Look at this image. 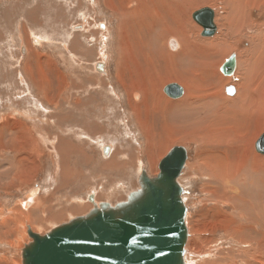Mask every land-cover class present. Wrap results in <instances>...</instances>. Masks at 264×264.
Returning a JSON list of instances; mask_svg holds the SVG:
<instances>
[{
    "label": "rangeland",
    "instance_id": "374dc122",
    "mask_svg": "<svg viewBox=\"0 0 264 264\" xmlns=\"http://www.w3.org/2000/svg\"><path fill=\"white\" fill-rule=\"evenodd\" d=\"M143 1L145 6L140 4V0H0V124L6 116H18L17 108L24 105L40 110L37 111L38 116L46 124L47 118L44 117L53 115L47 112L52 109L45 108L47 96L54 94L55 101L60 102L59 112L67 109L73 115L70 123L65 124L61 136L79 141L88 151H93V165L87 171L91 169L93 173V188L96 187L91 194L98 196L97 205L99 201L116 204L127 200L129 194L140 187L139 178L143 173L156 176L160 162L174 147H186L189 158L179 180L185 189L184 200L188 208L190 236L186 246V263L264 264V204L256 215L254 211L257 209L254 205L250 206L256 202L254 196L245 192L243 186L248 182L253 185L254 179L240 178L234 189L225 192L215 191L212 187L218 184L214 181L210 184L212 187L205 190L204 183L211 181V176H201L198 171L202 166L200 160L210 156L213 164H220V170L224 167L227 171L230 169L232 175L237 174L245 164L243 161L236 162L240 155L243 156L240 151L243 144L239 142L244 135L240 137L239 133L246 130L240 127L245 124L252 137L261 128L258 140L252 139L253 144L246 147L251 151L245 150L252 158L256 156L254 163L258 162L257 165L251 163L249 169L261 166L264 170V160L258 161V156L264 159V155L254 145L264 134V0H205L201 5H197L199 0H184L183 8L187 11L180 14L184 9L175 8L178 13L173 14L182 17L184 23H178L185 26L187 36L178 32L182 29L172 21L168 4L164 5L162 0ZM136 5L141 6L138 11ZM206 7L215 12L217 32L212 37H205L203 27L193 18L196 11ZM161 23L170 27L173 34L180 33L166 37L168 42L171 39L169 46L173 52L165 43V33L155 28ZM162 39L163 52L161 55L155 53L150 63L147 55L151 51H158V43ZM164 49L174 55L188 51L186 60L187 64L190 62L189 69L180 62H166ZM234 55L237 69L233 75L226 76L221 72V67ZM104 56H108L105 75L104 69L99 72L95 70V64L104 62ZM216 60L219 63L217 68L220 67V71L217 68L216 71L223 78H230V82L219 86L223 100L239 96L237 71L242 64L245 65V81L251 83V106L242 111L244 116L230 113L231 126L214 124L226 112L214 113V126L211 129L216 132V140L213 135L209 136L210 139L204 137L209 142L214 140L215 146L206 149V145L202 147L203 142L200 144L190 136L166 146L160 140L164 129L156 116L162 113L167 115V100L176 102L179 98L169 97L164 89L170 84H180L184 88L174 78L179 73L184 75L185 71L192 72L199 86L203 85L206 89L214 84L215 73L211 66ZM169 69L172 79L166 78L164 83L158 84L159 92L156 93L158 88L152 85L149 76L161 74L165 77ZM203 70L209 71L205 73ZM229 87L235 89L234 95L228 94ZM156 107L159 108L154 111ZM13 109L18 111L14 114ZM147 109H150L149 113ZM22 112L25 114L24 110ZM179 118L176 120H181ZM165 121L168 122L167 119ZM182 122L185 123V119L181 123L177 121L179 126ZM81 125L84 136L76 133ZM235 125L234 129L232 126ZM165 126L168 127L166 130H171L168 125ZM221 130L220 135L217 132ZM219 137L224 142L237 143L219 146ZM55 143L51 140L44 143L38 141L39 150L32 147L11 149V144L0 136V264H23L22 250L32 241L28 227L44 235L73 217L86 215L88 208H91V202H87L74 209L77 212H70L71 209L68 213H55L58 209L53 207L56 206L55 202L35 200V197L42 198L41 195L51 187L58 172V165L52 164L54 161L47 156L53 153ZM106 145L112 147L107 157L103 155ZM14 156L19 159H14ZM25 158H29V162L40 160L42 166L21 165L20 161ZM37 170L41 172L36 180ZM260 194H263L262 189L259 190ZM231 197L235 198L234 202ZM28 202L30 205L27 207ZM45 208H49L50 212L44 211ZM53 214L57 217H53Z\"/></svg>",
    "mask_w": 264,
    "mask_h": 264
},
{
    "label": "water",
    "instance_id": "95a60500",
    "mask_svg": "<svg viewBox=\"0 0 264 264\" xmlns=\"http://www.w3.org/2000/svg\"><path fill=\"white\" fill-rule=\"evenodd\" d=\"M193 18L203 27L205 37L216 34L214 10L203 8ZM107 58L95 64L96 72L105 69ZM236 69L234 55L222 72L230 76ZM164 91L175 99L184 93L178 84H170ZM228 91L235 93L231 87ZM111 149L110 145L103 147V155L107 157ZM256 149L264 155V134ZM188 158L187 148L176 146L160 162L156 176L141 175L140 187L127 200L97 205L91 195L93 207L86 215L74 217L44 235L28 227L32 241L22 250L23 264H187L188 208L179 180Z\"/></svg>",
    "mask_w": 264,
    "mask_h": 264
},
{
    "label": "bare ground",
    "instance_id": "6f19581e",
    "mask_svg": "<svg viewBox=\"0 0 264 264\" xmlns=\"http://www.w3.org/2000/svg\"><path fill=\"white\" fill-rule=\"evenodd\" d=\"M161 1V0H160ZM163 1V2H162ZM161 2L164 4V5H167L168 7H170L171 11H172V21H174L176 23V26H178L181 30H178V32H182L184 33L185 36H187V30L185 29V26L183 25H179V21L180 23H184L182 22L183 19L182 17L180 18L178 15H174L173 13L174 12H177L175 8H179L181 10H183V6L185 1L184 0H170V1H167V0H162ZM207 1V0H206ZM205 3V0H199V3L197 2V5H201V4H204ZM140 4L144 5V1L141 2L140 0ZM190 4V3H189ZM137 6V5H136ZM131 7V6H129ZM141 6H137L136 7V10L138 11V9L140 8ZM190 7V6H189ZM190 9V8H189ZM150 11V9H149ZM187 11L186 9H184L183 11H181L180 14H182L183 12ZM149 15V14H148ZM160 21H162L161 19H158ZM157 21V20H156ZM124 22V21H123ZM159 23V22H158ZM142 25V24H141ZM127 26V25H126ZM143 26V25H142ZM123 27V26H122ZM125 28V27H124ZM155 28L158 29V31H163V34L165 33V37H168V36H175V34H173V31L170 27H168L166 24L162 25H156ZM185 29V30H184ZM121 30V29H120ZM126 30V29H125ZM177 34H180L178 33ZM176 34V35H177ZM231 34V33H230ZM172 39H175V38H172ZM167 38L165 39V43L167 42L168 43V47H169V50H170V40L169 42L166 41ZM176 40V39H175ZM162 42H163V39L161 41H159L158 43V46L160 47L158 49V51H151L148 55H147V58L150 59V63L152 62L151 58L152 56L156 54L158 55H161V53L163 52V49H162ZM187 42V41H186ZM123 43V42H122ZM180 43V42H178ZM261 43V42H260ZM190 44V43H189ZM215 46V45H214ZM213 46V47H214ZM180 47H181V44H180ZM193 48V47H192ZM206 48V47H205ZM215 48V47H214ZM207 49V48H206ZM212 49V48H211ZM160 50V52H159ZM208 50V49H207ZM172 51V50H170ZM203 51L204 48H203ZM173 52V51H172ZM187 52L188 51H182L181 54H177V55H174V54H168V52H166V50L164 49V56H167L165 57V61L166 62H175V63H178L179 62L183 65V67H187V69H189V64H187V60L188 59V55H187ZM209 52V50H208ZM189 54V53H188ZM201 54V53H200ZM248 54V53H247ZM127 55V54H126ZM199 55V54H198ZM203 55V54H202ZM150 56V57H149ZM186 56V57H185ZM210 57V56H209ZM208 57V58H209ZM215 57V56H214ZM163 58V57H161ZM194 58V57H193ZM207 58V57H206ZM220 58V56L218 57ZM134 59V58H133ZM192 61V60H191ZM199 61V60H198ZM218 60H216L214 63H212V66L211 68L214 70V79L212 80L214 82V84H210L206 89H205V86L201 85L199 86L198 82H197V78L195 77L194 74H192V72H189V71H185L183 72L184 75L182 73H179V75H175L176 78H174L175 80L177 79L179 82H181L185 87L183 88V86H180L184 89V93L185 94L183 96V98H179L177 99L178 101L176 102H171L170 100H167V107H169V112H167V115L162 113L161 115H157L156 117L159 119L160 121V127L163 128L164 130H162V134H160V140L161 141H164L167 145L166 146H169L171 143H175L177 140H179L181 138V140L185 137H192L196 142L200 143L203 142V145L202 147H204V145H206V149H208V147H212L215 142L214 140H216L215 138V134L216 132L213 131V115L214 113L218 114L219 112H226L224 116L220 117V119L218 121H215V123H223L222 125L220 126H223V125H226L228 124L229 126H231V123H230V113H235L236 114L238 113V116H244V114H242L243 110H245L246 108H249L251 106V95H250V81L246 82L245 81V78H246V75H247V72H246V68H245V65L242 64L241 68H239V71H237V77H239V86H240V89L238 90V97L237 98H234V99H227V100H223L220 96V91H219V86L221 85H225L226 83L230 82V78L229 77H222L217 71H216V68H217V65L219 64L217 62ZM136 62V61H135ZM193 62V61H192ZM191 62V63H192ZM197 62V61H196ZM200 62V61H199ZM243 62V61H242ZM195 63V61L193 62ZM207 63V61H206ZM239 64V63H238ZM168 65V64H167ZM99 67V65H98ZM223 67V65H222ZM222 67H221V72H222ZM218 68L220 69V67L218 66ZM217 68V69H218ZM100 69V68H99ZM104 67L102 69H100V71H104L103 70ZM186 69V68H185ZM197 69V68H196ZM218 69V71H220ZM150 70V69H149ZM194 70V69H193ZM191 69V71H193ZM151 71V70H150ZM155 71V69H154ZM196 71V70H194ZM205 72V70H203ZM209 71V70H207ZM206 71V72H207ZM166 76L165 77H162L161 74H157L156 76H153V75H150L149 76V80L150 82H152L153 86L157 87L158 88V84H162L164 83L166 80V78H169V79H172V71L171 69H169L168 71H166ZM205 72V73H206ZM212 72V71H211ZM199 73V72H198ZM204 73V74H205ZM208 73V72H207ZM223 73V72H222ZM224 74V73H223ZM139 75H141L140 71H139ZM173 75V76H174ZM239 75V76H238ZM207 76V75H206ZM141 78H144L143 76H141ZM202 79V78H201ZM232 79V78H231ZM165 80V81H164ZM200 80V79H198ZM206 81V79H203ZM143 81V80H142ZM168 81V80H167ZM148 82V81H147ZM143 83V82H142ZM144 84V83H143ZM146 85V84H145ZM148 85V84H147ZM148 88V86H147ZM141 89V88H140ZM143 90V89H142ZM202 90V91H201ZM225 90V88H224ZM145 91V90H144ZM151 92V91H150ZM155 92H159V88L155 90ZM147 93V92H146ZM235 94V93H234ZM233 94V95H234ZM145 95V94H143ZM156 95V94H155ZM158 95V94H157ZM230 95V94H229ZM154 96V95H153ZM138 97V96H136ZM148 97V96H146ZM145 99V98H144ZM148 99V98H147ZM165 99V98H164ZM175 99V98H174ZM181 99V100H180ZM146 100V99H145ZM163 100V99H162ZM163 103V102H162ZM164 103V104H165ZM138 106V105H137ZM142 106V105H141ZM140 107V106H139ZM146 107V106H145ZM159 107H156L154 109V111H157ZM165 108V107H164ZM141 109V107H140ZM148 110L150 109H147V113ZM153 110V109H152ZM151 110V111H152ZM153 111V112H154ZM166 111V109H165ZM168 111V110H167ZM241 113V114H240ZM151 114V113H150ZM156 114H158L156 112ZM148 116V115H147ZM177 117H180L179 119L181 120H176ZM183 117V119L181 118ZM194 119V121H192V118ZM225 117V118H224ZM155 118V117H154ZM157 119V120H158ZM165 119L168 120L165 121ZM185 119V123L182 122L181 126H179L180 124L177 123V121L179 123H181V121H183ZM232 119V118H231ZM140 120L142 121V117H140ZM154 121V120H153ZM227 121V122H226ZM262 121L264 122V120L262 119ZM138 122H139V118H138ZM148 122V121H147ZM155 122V121H154ZM167 122V123H166ZM225 122V123H224ZM238 122V121H237ZM140 123V122H139ZM143 124L146 125L145 121L143 122ZM233 123V122H232ZM263 124V123H262ZM165 125H168L171 130L168 131L166 130L168 127L165 126ZM234 125V124H233ZM238 126H240V124L238 123L237 124ZM232 126L235 127L237 126ZM153 126L157 127L155 124H153ZM179 126V127H178ZM143 127V126H142ZM242 128H245L246 130H243L239 133V136L242 137L244 135V139L243 140H240L241 142H239L240 144H243L241 147H243V150H240L241 152H243V156L240 155V158L238 159V161L236 162H245V164L242 166V168L239 170V172L235 175H232V171L229 169V171H227L224 167L221 168L220 170V164L219 163H215L213 164L212 161L210 160V156H207V158H203L200 160V162L202 163V166L199 167V172L201 174V176L203 175L204 177L206 176H211V181H208L207 183H204V189L207 190V188H211L212 186L210 184H212V182L216 181L218 186L217 187H212L214 188L215 191H230L232 189H234V186L237 184V180H239L240 178H244V179H254V184L252 185V182H248V183H251L252 186H248L249 184L247 183V185H243L244 188H245V192H248L250 194H252L254 196V200L256 201L255 203L252 202V204L250 206H255V208L257 210H255L254 212H256V215L257 213L260 212L259 209H263V204H264V170L261 168V166H259L258 168H254L252 170L249 169V167L251 166V163H254V159L256 156H253V158L250 156V154L248 153V151L245 152V150H250L251 151V148L249 149H246L247 146H250L252 145L254 139L256 140L257 139V135L258 133L260 132L259 130H261V128L259 127L257 132L255 133L254 137L250 136V133H249V127L248 125H244V126H240ZM241 128V129H242ZM233 129V128H232ZM226 131H228L226 129ZM230 131V130H229ZM223 132V130L217 132V133H221ZM251 132V131H250ZM231 133V132H229ZM233 134V133H231ZM213 135L214 136V140H212V142H209L208 139H210L209 136ZM219 135V134H218ZM249 135V137H248ZM204 136L206 137H209L208 139L205 138ZM231 135H229L230 137ZM217 137V136H216ZM233 137V135H232ZM252 137V138H251ZM149 138V137H148ZM220 138V137H219ZM236 138H239L237 137L236 135ZM152 139V138H151ZM149 139V140H151ZM253 139V141H252ZM148 140V142H150ZM205 140H207V142H205ZM258 140V139H257ZM218 141V139H217ZM222 138H220V140L217 142V144L220 146V145H230V144H233V143H237L236 141H228V142H222ZM256 145V144H254ZM215 146V145H214ZM239 146V145H238ZM237 146V148H238ZM217 147V146H216ZM230 147V146H229ZM231 148V147H230ZM2 149V148H1ZM229 149V148H228ZM227 149V150H228ZM239 149V148H238ZM231 150V149H229ZM233 150V148H232ZM223 151V150H222ZM221 151V153H222ZM226 151V150H225ZM228 152V151H227ZM230 152V151H229ZM240 152V153H241ZM211 155L215 154V153H211L209 152ZM237 153V152H236ZM229 154V153H228ZM239 154V153H237ZM66 155V154H65ZM260 155V154H259ZM218 157V156H217ZM212 159V158H211ZM264 160L262 157L258 156V161L260 160ZM188 162V161H187ZM217 162V161H216ZM219 162V161H218ZM264 162V161H263ZM255 165L258 164V162H255L254 163ZM261 164V163H260ZM210 165H213V166H216L217 169H212ZM224 165V164H223ZM228 169V168H227ZM217 170H220V171H217ZM198 172V173H199ZM230 172V173H229ZM262 173V174H261ZM234 174V173H233ZM260 174V175H259ZM203 180V179H202ZM205 181V180H204ZM244 182V181H243ZM215 184V185H217ZM239 184V183H238ZM241 184V183H240ZM214 185V184H213ZM242 185V184H241ZM120 186V185H119ZM232 186V187H230ZM241 186V188L243 187ZM238 187V186H237ZM119 189V188H117ZM237 189V188H236ZM240 189V188H239ZM263 190V194L259 195V190ZM123 190V189H122ZM234 191V190H233ZM242 190H240L241 192ZM212 192V190H211ZM243 192V191H242ZM258 192V193H257ZM117 193V192H116ZM208 193V192H207ZM213 193V192H212ZM244 193V192H243ZM214 194V193H213ZM92 195V194H90ZM212 195V194H211ZM235 196V195H234ZM233 199V202L235 200V198L231 197ZM238 198V197H237ZM35 199V198H32V200ZM251 199V198H250ZM30 199V201H32ZM36 200V199H35ZM253 200V201H254ZM263 200V201H262ZM237 201V200H236ZM252 201V200H251ZM34 202V201H33ZM36 202V201H35ZM231 202V201H230ZM232 202V203H233ZM32 203V202H31ZM95 203L98 204V196L96 195V198H95ZM101 202L99 201V204ZM237 203V202H235ZM234 203V204H235ZM237 206H238V203H237ZM242 206V205H241ZM89 207V206H88ZM75 208V207H74ZM91 208H92V205H91ZM91 208H88L89 210ZM87 209V208H86ZM239 209V208H238ZM241 210V209H240ZM76 211V210H75ZM82 211V210H81ZM77 212V211H76ZM253 211H251L252 213ZM87 213V212H86ZM236 214V213H235ZM233 217V216H232ZM258 218V217H257ZM239 219V218H238ZM257 220V219H256ZM263 220V219H262ZM250 221V220H249ZM252 221V220H251ZM252 223V222H251ZM250 225V224H249ZM251 228V227H250ZM194 254H192L193 256ZM193 261H190L189 264H192Z\"/></svg>",
    "mask_w": 264,
    "mask_h": 264
},
{
    "label": "crops",
    "instance_id": "0c3cea01",
    "mask_svg": "<svg viewBox=\"0 0 264 264\" xmlns=\"http://www.w3.org/2000/svg\"><path fill=\"white\" fill-rule=\"evenodd\" d=\"M47 99L48 104L45 108L52 109L47 112L53 115L44 117L47 118L46 124L43 122L44 119L38 116L37 111L40 110L29 108L27 105H24L23 108H17L19 111L15 109L12 110V113L14 114L18 111V116L9 115L4 117V122L0 124V136L11 144V149L22 150L31 147L33 150H39L40 148L37 144L38 141L42 143L49 140H51L52 143H55L56 141L54 145V147H56L53 149L52 154H47L45 151L43 152L47 154L49 160L54 161L52 164L58 165V172L51 187L45 190L43 195H41L42 198H35L36 200L43 199L44 203L55 202L56 206L53 205V207L58 208L55 213H68L71 209L70 212H76L78 210L75 211L74 209H78L85 203L90 202V194L96 187L95 185L93 188L94 181L91 169L87 171V169L93 165V156L91 155V152L93 151H88V149L83 144H80L79 141L61 136L62 131L65 129V124H69L72 120V112L67 109L63 110L62 113L59 112L58 109H60V102L59 100L55 101L54 94H52V96L48 95ZM23 110L25 114L22 112ZM33 117L37 118L32 119ZM82 128H84L83 125L79 126L78 130H76L78 136H84L85 131L82 130ZM74 139L78 140L76 137ZM13 143H15V145H13ZM14 159H19V157L14 156ZM73 159H75V161H73ZM20 162L22 163L21 165L42 166V161L36 160L29 162V158H25L24 161L21 160ZM40 172H38L36 180L38 179ZM96 191L98 192L97 189ZM92 195L94 196L95 201L96 195ZM92 204L93 203L91 202V205ZM29 205L30 203L27 207ZM32 206V208H34V205ZM44 211L50 212L49 208H45ZM55 216L57 217V215L53 214V217Z\"/></svg>",
    "mask_w": 264,
    "mask_h": 264
}]
</instances>
